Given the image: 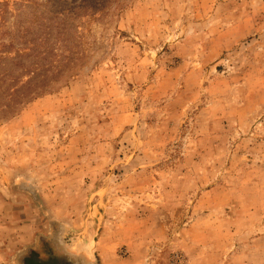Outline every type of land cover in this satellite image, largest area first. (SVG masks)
I'll use <instances>...</instances> for the list:
<instances>
[{
  "label": "rangeland",
  "instance_id": "374dc122",
  "mask_svg": "<svg viewBox=\"0 0 264 264\" xmlns=\"http://www.w3.org/2000/svg\"><path fill=\"white\" fill-rule=\"evenodd\" d=\"M78 1L0 0V264H264V0Z\"/></svg>",
  "mask_w": 264,
  "mask_h": 264
},
{
  "label": "trees",
  "instance_id": "16d2710c",
  "mask_svg": "<svg viewBox=\"0 0 264 264\" xmlns=\"http://www.w3.org/2000/svg\"><path fill=\"white\" fill-rule=\"evenodd\" d=\"M86 1L87 0H79L78 3L76 4V6L73 7L70 11L64 10L62 12H57L55 14V18H56V20H58L57 21L58 24L56 26L58 29V35L60 37L64 36L65 31L67 30L68 26L73 24L72 22H69L67 19H80L83 16L89 15L90 17H92V16L100 15L101 13H103L106 10L105 6L109 0H91L90 4H88V2H86ZM65 13L68 15H65ZM62 74H63V72H60L58 75L62 76ZM71 77H72V75H68V73H67L64 75L63 78H65V80H66L68 78L70 79ZM50 224H51L50 227H52L54 232H56V230H58V231L56 232L57 236H56V234L52 235V237L49 238L48 241L53 240V241H57L59 244H61L60 242L63 241L62 240V237H63L62 233H63V230L65 229V225L63 223H59L58 221H55V220H51ZM59 247H61V246H59ZM58 249L56 248V251L58 252L56 255H58V257L55 256L52 260L54 262L63 263V262H68V261L73 260V259L75 260L76 257H79V255H75V254L72 255L68 251H65L62 248H61V250H58ZM32 260H33V258H29V259L25 260L24 257H22V258H18V260H16V261L19 264H32L33 263ZM37 263H38V261L36 260V264Z\"/></svg>",
  "mask_w": 264,
  "mask_h": 264
},
{
  "label": "crops",
  "instance_id": "0c3cea01",
  "mask_svg": "<svg viewBox=\"0 0 264 264\" xmlns=\"http://www.w3.org/2000/svg\"><path fill=\"white\" fill-rule=\"evenodd\" d=\"M30 248H32V247H30ZM66 251H68V250H66ZM70 254H76V252H74V251H68ZM79 256H81V255H79ZM82 260H86L85 258H82ZM10 264H14V263H10ZM85 264H87V263H85Z\"/></svg>",
  "mask_w": 264,
  "mask_h": 264
}]
</instances>
